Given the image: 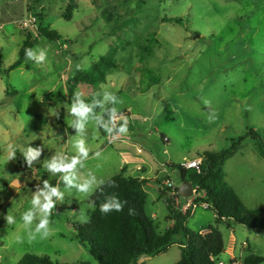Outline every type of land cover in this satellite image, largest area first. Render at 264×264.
Listing matches in <instances>:
<instances>
[{
	"label": "rangeland",
	"instance_id": "obj_1",
	"mask_svg": "<svg viewBox=\"0 0 264 264\" xmlns=\"http://www.w3.org/2000/svg\"><path fill=\"white\" fill-rule=\"evenodd\" d=\"M116 26L120 28L114 31ZM45 31L62 36L40 37L33 50L46 49V63L26 60L7 72L28 34L37 37ZM106 57L118 67L107 68ZM0 60V264H17L29 253L48 255L54 264H99L78 242L75 229L95 209L89 203L93 192L121 172L120 151L129 142L138 143V153L135 149L132 154L145 161L147 176L156 178L150 182L161 189L167 179L176 187L182 183L179 170L169 166L172 161L227 149L248 129L264 140V0H0ZM95 65L105 71V81L93 85L74 79L77 70ZM144 68L153 74L142 84ZM70 85L94 105L83 133L89 158L78 167L81 181L94 178L92 192L85 197L75 190L66 192L50 217V235L30 240L21 216L31 207L36 186L48 180L65 191L59 174L50 175L45 164L57 153L76 155L70 138L77 137V130L67 123L78 120L67 112ZM106 91L121 103L105 100ZM53 108L59 118L50 114ZM112 108L118 109L117 125L127 120V135L110 136L97 124V118L108 121ZM261 145L248 137L224 163L226 181L249 209L264 208ZM27 146L43 147L31 168L22 155ZM11 147L17 151L8 160ZM138 163L130 162L127 176L139 175ZM138 170L145 171V166ZM166 191L161 194L165 203L160 200L149 211V202L146 210L159 233L171 227L165 218L166 198L173 196L169 188ZM157 192L149 189L147 202ZM179 199L176 213L188 201ZM7 214L16 218L14 225L7 224ZM37 223L39 218L32 227ZM187 224L202 234L209 225L218 227L225 243L220 259L227 264H243L250 255L264 257V231L232 220L216 223L210 207H198ZM179 239L146 264H175L181 258Z\"/></svg>",
	"mask_w": 264,
	"mask_h": 264
},
{
	"label": "trees",
	"instance_id": "obj_2",
	"mask_svg": "<svg viewBox=\"0 0 264 264\" xmlns=\"http://www.w3.org/2000/svg\"><path fill=\"white\" fill-rule=\"evenodd\" d=\"M104 14H107L106 11ZM118 28L120 26L113 27V30ZM42 36L50 40H59L62 37L56 31H45L37 37L28 34L20 47L19 58L5 70L11 72L22 66L26 61L25 49H34ZM105 64L109 69L118 67L110 57L105 58ZM2 69L3 62L0 60V72ZM105 74L101 66L95 65L85 72L77 70L74 79H81L94 85L98 81H105ZM152 74L150 68H144L141 72V83H148ZM69 90L72 101L75 94L73 85H70ZM97 108H100V105ZM248 137L261 142V154L264 156V140L261 134L254 129H248L244 135L232 139L227 149L217 153L198 152L197 157L202 158L200 173L182 167L181 163H171L169 166L179 170L182 181H191L199 187V190L206 192L205 197L199 198V201L209 204L215 213L216 223L232 220L250 229L264 231V208L249 209L226 181L224 170L225 161ZM126 173L124 167L119 174L112 176L93 192L89 203L95 209L88 222L76 226V239L89 250L92 257L99 264H146V259L167 251L175 242V237H180L178 241L181 246V258L175 264H216L212 256L219 257L225 250L223 233L218 227L209 225L208 232L202 234L187 224L193 214L191 210L185 214L181 211L176 213V199L182 196L180 186L175 188V197L166 198L169 212L166 218L172 219L176 214L173 218L175 222L164 233H159L154 218L146 211L145 186L149 180L127 176ZM166 190L167 188H161V194L166 195ZM113 195L123 203L122 211L101 213L100 205ZM130 209L133 210L131 214ZM263 263L264 257L255 255L248 256L243 262V264ZM17 264H54V262L48 255L29 253L25 254Z\"/></svg>",
	"mask_w": 264,
	"mask_h": 264
},
{
	"label": "clouds",
	"instance_id": "obj_3",
	"mask_svg": "<svg viewBox=\"0 0 264 264\" xmlns=\"http://www.w3.org/2000/svg\"><path fill=\"white\" fill-rule=\"evenodd\" d=\"M47 58L48 51L46 49H25V59L28 61H34L39 65L46 63ZM77 68L79 69L80 66L77 65ZM105 100L121 103L120 99L109 91L105 92ZM59 107L60 105H57V108ZM93 107L94 105H90L86 102L83 95L77 92L73 96L70 107L67 108L69 115L78 118L75 123L67 119L68 125L75 127L77 130V137L74 139L70 138L72 148L75 150L76 155L69 157L66 154L57 153L48 159L45 164V168L50 175L56 176L59 174V178L63 182L65 191H61L60 184L53 185L48 180H44L42 186L39 184L36 186V191L32 194L31 198V207L21 216L30 240H35L37 236L41 239H46L50 235V217L55 205L63 201L66 192L71 193L72 190H75L77 195L83 197L90 195L92 192L94 178H85L81 181L78 175V167H83V161L89 158L90 149L83 133L85 123L89 118V114L93 111ZM57 108L50 109L49 111L52 116L59 118ZM117 119L118 109L112 108L109 111V119L107 122H104L102 118H97L96 122L110 136L115 137L127 135L129 131L127 120H124L123 123L117 125ZM16 151L15 147H11L8 160L14 158ZM42 151L43 147L31 146H27L23 150V158L30 168L34 165V162L39 161ZM94 155L98 157L100 153L96 152ZM78 180L80 182H78ZM122 209L123 203L114 195L108 197L105 202L100 205V212L103 214H108L112 211L120 212ZM132 211L133 210L130 209V214ZM36 218H39V223L35 224V227L33 228V221ZM4 219L8 225H14L16 223V218L10 214H7ZM86 222L88 221L86 220ZM21 240L22 237L18 236L17 241L20 242Z\"/></svg>",
	"mask_w": 264,
	"mask_h": 264
},
{
	"label": "crops",
	"instance_id": "obj_4",
	"mask_svg": "<svg viewBox=\"0 0 264 264\" xmlns=\"http://www.w3.org/2000/svg\"><path fill=\"white\" fill-rule=\"evenodd\" d=\"M129 119V121L130 122H133V124L134 123H136V121H135V119L134 118H128ZM135 125V124H134ZM136 127H137V130H141V125H140V127H138L139 125H135ZM132 128V126H130V129ZM139 128V129H138ZM132 131V130H131ZM130 132V131H129ZM132 134H134V133H132ZM142 135H143V132L141 133ZM130 137L132 136L131 134L129 135ZM129 136H127V137H129ZM129 137V138H130ZM142 137V136H141ZM164 137V136H163ZM165 137H167V136H165ZM168 138V137H167ZM169 139V138H168ZM169 141H170V139H169ZM168 141V142H169ZM129 144H130V146L129 147H127V148H124V149H122L121 151H120V155H121V152H122V155L124 156V158L123 157H121L122 158V162L119 164V172L125 167V168H127V169H129V165H130V162H132V161H136V159L140 162V163H138V164H136L137 166H136V168H137V172L139 173V175H134L135 177H139V178H146V179H148L149 180V182H147V184H146V186H145V190H146V192H147V200H148V195H149V193H148V191H149V189H151L152 191H155V189H157L158 190V192L157 193H155V195H154V197L152 198V201H148L147 203H146V210H147V206H148V203L149 202H151L150 204H149V206H153L152 208H150L149 209V211H154V209H156V207H157V205H158V202L160 201V200H162L164 203H165V201H164V198H163V196L161 195V189L159 188V187H157V186H155V185H153V182H155V180H156V178H151V177H149V176H147V168H146V165H145V161H143L142 159H140V158H136L135 156H134V154H132V153H134V150H135V152H137V150H139L140 148H139V146H138V143H136V142H129ZM138 153V152H137ZM198 153V152H197ZM130 155V156H129ZM132 156V157H131ZM185 159H188V158H185ZM184 159V160H185ZM183 160V161H184ZM173 162V161H172ZM171 162V163H172ZM142 165H144L145 166V171H141V170H138V168L139 167H142ZM164 171H166V170H163V172H162V176H158L159 178H162L163 176H164ZM153 181V182H150V181ZM181 185V183H179L178 184V186H180ZM157 187V188H156ZM149 214V213H148ZM150 215V214H149ZM168 215V214H167ZM153 217V216H152ZM167 217V216H166ZM165 217V218H166ZM174 222H175V220L174 219H170L169 220V223H168V225H167V227L169 228L170 226H172L173 224H174ZM223 233V232H222ZM235 236L234 235H232V239L233 240H235ZM181 247V246H180ZM220 257V256H219ZM225 264H227L226 262H224Z\"/></svg>",
	"mask_w": 264,
	"mask_h": 264
},
{
	"label": "built area",
	"instance_id": "obj_5",
	"mask_svg": "<svg viewBox=\"0 0 264 264\" xmlns=\"http://www.w3.org/2000/svg\"><path fill=\"white\" fill-rule=\"evenodd\" d=\"M164 141L168 142L169 139L167 137H164ZM201 163H202V158L201 157H197L195 159H185L181 165L182 167L191 170V171H195L200 173L201 172ZM169 188L170 192H171V196L175 197V184L171 179H167L164 181L163 187L162 189H166ZM204 193V196H202L201 194ZM206 192L205 191H201L199 190L198 186L194 185V192H193V198H188L186 200L187 202L185 203V205L183 206L181 212H183L184 214L189 212L191 210V213H194L195 210L198 207H202L204 209L209 208V204L206 202H202V201H197L198 198H203L205 197ZM183 197V196H182ZM185 198V197H183ZM176 203L181 205V200L179 198L176 199ZM212 260L216 263V264H225L224 261H222L220 259V257H216V256H212Z\"/></svg>",
	"mask_w": 264,
	"mask_h": 264
},
{
	"label": "water",
	"instance_id": "obj_6",
	"mask_svg": "<svg viewBox=\"0 0 264 264\" xmlns=\"http://www.w3.org/2000/svg\"><path fill=\"white\" fill-rule=\"evenodd\" d=\"M179 190L183 197L189 198L193 195L194 184L191 181H182Z\"/></svg>",
	"mask_w": 264,
	"mask_h": 264
}]
</instances>
